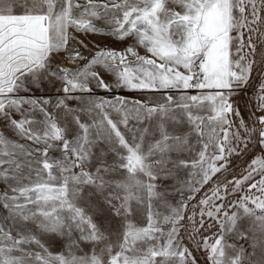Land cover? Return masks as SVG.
Returning <instances> with one entry per match:
<instances>
[{
  "label": "snow or ice",
  "instance_id": "6c2138e0",
  "mask_svg": "<svg viewBox=\"0 0 264 264\" xmlns=\"http://www.w3.org/2000/svg\"><path fill=\"white\" fill-rule=\"evenodd\" d=\"M197 251L264 264V0H0V264Z\"/></svg>",
  "mask_w": 264,
  "mask_h": 264
},
{
  "label": "rangeland",
  "instance_id": "374dc122",
  "mask_svg": "<svg viewBox=\"0 0 264 264\" xmlns=\"http://www.w3.org/2000/svg\"><path fill=\"white\" fill-rule=\"evenodd\" d=\"M93 39V37H89V40ZM87 42V41H86ZM116 47H119V45H116ZM253 85H256V81L252 82ZM126 95H129L131 97V93H125ZM255 100V91L253 86H249L246 91L241 92L237 95L235 98L236 105L239 107V109L242 111L245 117L251 118V113L253 111V103ZM255 151V149H253ZM257 155H259V151L256 152ZM239 165L240 162L237 161V171H239ZM178 198V197H177ZM247 226L245 222V227ZM243 243V242H241ZM247 246V245H245ZM199 264H205V257L202 255L199 251L195 253Z\"/></svg>",
  "mask_w": 264,
  "mask_h": 264
}]
</instances>
